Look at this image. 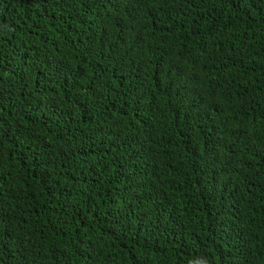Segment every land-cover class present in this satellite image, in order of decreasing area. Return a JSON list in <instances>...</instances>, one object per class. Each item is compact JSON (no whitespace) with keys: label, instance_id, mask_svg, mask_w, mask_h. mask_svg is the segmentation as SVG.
<instances>
[{"label":"trees","instance_id":"trees-1","mask_svg":"<svg viewBox=\"0 0 264 264\" xmlns=\"http://www.w3.org/2000/svg\"><path fill=\"white\" fill-rule=\"evenodd\" d=\"M0 127V264H264V0H0Z\"/></svg>","mask_w":264,"mask_h":264},{"label":"snow or ice","instance_id":"snow-or-ice-1","mask_svg":"<svg viewBox=\"0 0 264 264\" xmlns=\"http://www.w3.org/2000/svg\"><path fill=\"white\" fill-rule=\"evenodd\" d=\"M109 2H111V0H109ZM137 3L150 4L151 3V0H137ZM4 131L5 130L2 127H0V133H3Z\"/></svg>","mask_w":264,"mask_h":264}]
</instances>
